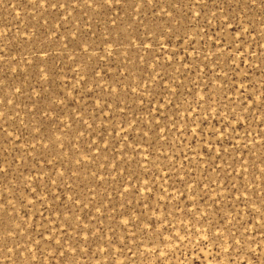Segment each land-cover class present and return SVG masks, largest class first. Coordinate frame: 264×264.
Returning <instances> with one entry per match:
<instances>
[{
  "label": "rangeland",
  "instance_id": "1",
  "mask_svg": "<svg viewBox=\"0 0 264 264\" xmlns=\"http://www.w3.org/2000/svg\"><path fill=\"white\" fill-rule=\"evenodd\" d=\"M0 57V264H264V0H3Z\"/></svg>",
  "mask_w": 264,
  "mask_h": 264
},
{
  "label": "snow or ice",
  "instance_id": "2",
  "mask_svg": "<svg viewBox=\"0 0 264 264\" xmlns=\"http://www.w3.org/2000/svg\"><path fill=\"white\" fill-rule=\"evenodd\" d=\"M2 2H3V0H0V3H2ZM116 2H117V3H120V0H116ZM148 2H149V3H152V0H148ZM253 2H255V0H253ZM105 3H106L109 7H111V6H112V3H113V0H105ZM197 3H200V0H197ZM41 6H45V4L42 3ZM89 6L91 7L92 5L89 4ZM141 6H142V4L140 5V7H141ZM137 10H139V9H137ZM169 15H170V14H169ZM194 15H195L196 17H198V16L200 15V13H199V12H195ZM193 41H194V40H192L191 42H193ZM140 45H141V43H140ZM140 45H136V44L133 42V44H132L131 46H132V47H137V48H139ZM143 46H144L145 49H151V48H152V45H151L150 42H143ZM160 47L163 48V47H165V45L160 44ZM87 51H88V50H87L86 48L83 49V52L87 53ZM194 51H195V50H194ZM108 55L111 56L112 53H108ZM174 55H175L174 53H170V54H169V57H168V58H169V61L172 60V58H173ZM0 59H2V57H0ZM41 73L43 74L41 78H42V79H47L48 74H47L46 72H44L43 68H41ZM92 75H93L94 77H99V76H100V72L94 70L93 73H92ZM119 91H121V89H119ZM17 92H19V89H17ZM112 92H113V93H116V94L118 95V94H119V92H118V87H117V88H113V89H112ZM0 102H2V101H0ZM197 103H198V105H199V101H198ZM117 108H118L121 112H123V108L120 107L119 103H117ZM2 115H3V114H0V116H2ZM45 115H47V112H45ZM128 123H129V127H130V128L134 126V122H133V121H129ZM66 127H70V126H66ZM89 127H91V125H89ZM161 131H162V129H161ZM193 131H195V130L193 129ZM200 134L203 135V132L201 131ZM213 135H216V133H213ZM218 138L222 139V138H223V134H221V136L218 137ZM209 139H211V138H209ZM221 146H222V145H221ZM31 147H32V148H35L36 145L33 144V145H31ZM44 147L47 148L48 145H44ZM60 147H63V145L61 144ZM6 171H7L6 168H4V167H3V168H0V172H6Z\"/></svg>",
  "mask_w": 264,
  "mask_h": 264
},
{
  "label": "clouds",
  "instance_id": "3",
  "mask_svg": "<svg viewBox=\"0 0 264 264\" xmlns=\"http://www.w3.org/2000/svg\"><path fill=\"white\" fill-rule=\"evenodd\" d=\"M9 103H11V101H9ZM10 135H11V133H10Z\"/></svg>",
  "mask_w": 264,
  "mask_h": 264
}]
</instances>
